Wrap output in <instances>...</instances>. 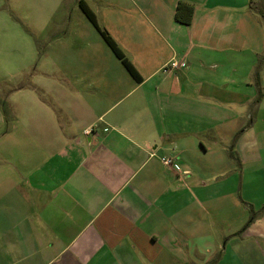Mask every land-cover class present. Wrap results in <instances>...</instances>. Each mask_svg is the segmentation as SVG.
Returning <instances> with one entry per match:
<instances>
[{
	"label": "crops",
	"instance_id": "1",
	"mask_svg": "<svg viewBox=\"0 0 264 264\" xmlns=\"http://www.w3.org/2000/svg\"><path fill=\"white\" fill-rule=\"evenodd\" d=\"M91 1L141 81L105 42L0 103V264H264V0Z\"/></svg>",
	"mask_w": 264,
	"mask_h": 264
},
{
	"label": "rangeland",
	"instance_id": "2",
	"mask_svg": "<svg viewBox=\"0 0 264 264\" xmlns=\"http://www.w3.org/2000/svg\"><path fill=\"white\" fill-rule=\"evenodd\" d=\"M79 1L0 0V103L5 111L16 89L39 88L35 84L44 77L43 63L89 62L98 55L97 45L106 44ZM84 1L91 8L92 1Z\"/></svg>",
	"mask_w": 264,
	"mask_h": 264
},
{
	"label": "trees",
	"instance_id": "3",
	"mask_svg": "<svg viewBox=\"0 0 264 264\" xmlns=\"http://www.w3.org/2000/svg\"><path fill=\"white\" fill-rule=\"evenodd\" d=\"M251 3H252V0H251ZM79 6L82 9V11L85 13V15L88 17V19L91 21V23L94 25V27L100 32L101 36L103 37L107 45L111 48V50L116 55V57L123 63V65L128 70V72L131 74V76L136 81L140 82L141 77L139 76V73L133 67L131 62L126 58V56L121 51L117 43L113 40V38L106 31L100 28L98 21H97L96 14L90 8V6L84 0L79 1ZM256 10L264 21L263 6L261 4H257ZM193 16H194L193 6L189 5L186 2H180L176 10V15H175L176 21L182 24L190 25L193 21ZM250 213H251V218H250L249 223H251L257 217V213L253 210V208H250Z\"/></svg>",
	"mask_w": 264,
	"mask_h": 264
},
{
	"label": "built area",
	"instance_id": "4",
	"mask_svg": "<svg viewBox=\"0 0 264 264\" xmlns=\"http://www.w3.org/2000/svg\"><path fill=\"white\" fill-rule=\"evenodd\" d=\"M179 68V64L177 61H172L170 62L165 68H164V72H168L169 70H175ZM162 161L165 163V164H171L172 161L170 159H166V158H163Z\"/></svg>",
	"mask_w": 264,
	"mask_h": 264
}]
</instances>
